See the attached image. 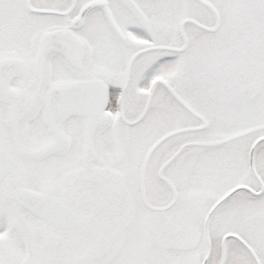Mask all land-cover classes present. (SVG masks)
Listing matches in <instances>:
<instances>
[{"label":"snow or ice","instance_id":"obj_1","mask_svg":"<svg viewBox=\"0 0 264 264\" xmlns=\"http://www.w3.org/2000/svg\"><path fill=\"white\" fill-rule=\"evenodd\" d=\"M0 264H264V0H0Z\"/></svg>","mask_w":264,"mask_h":264}]
</instances>
